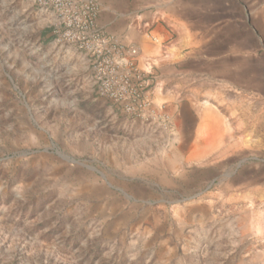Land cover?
I'll return each mask as SVG.
<instances>
[{"label": "rangeland", "instance_id": "1", "mask_svg": "<svg viewBox=\"0 0 264 264\" xmlns=\"http://www.w3.org/2000/svg\"><path fill=\"white\" fill-rule=\"evenodd\" d=\"M199 4L210 42L150 97L164 125L98 97L34 0H0V264H264V0Z\"/></svg>", "mask_w": 264, "mask_h": 264}, {"label": "crops", "instance_id": "2", "mask_svg": "<svg viewBox=\"0 0 264 264\" xmlns=\"http://www.w3.org/2000/svg\"><path fill=\"white\" fill-rule=\"evenodd\" d=\"M200 0H99L96 26L115 37L122 45L135 48V62L139 69L156 75L148 76V94L156 101L168 100L171 94H160L157 81L164 75L166 67L188 65L189 61H199L202 46L209 37L202 36L206 26H202ZM191 9V10H190ZM211 14V12H208ZM83 56V55H82ZM84 58V57H83ZM148 66L149 68H146ZM208 109V110H206ZM210 106L199 105L198 117L194 123V140L201 141L211 135Z\"/></svg>", "mask_w": 264, "mask_h": 264}, {"label": "built area", "instance_id": "3", "mask_svg": "<svg viewBox=\"0 0 264 264\" xmlns=\"http://www.w3.org/2000/svg\"><path fill=\"white\" fill-rule=\"evenodd\" d=\"M99 0H34L52 18L51 34L58 45L79 51L86 59L95 93L133 119L159 121L167 115L148 94V75L135 62V48L122 45L96 26Z\"/></svg>", "mask_w": 264, "mask_h": 264}, {"label": "bare ground", "instance_id": "4", "mask_svg": "<svg viewBox=\"0 0 264 264\" xmlns=\"http://www.w3.org/2000/svg\"><path fill=\"white\" fill-rule=\"evenodd\" d=\"M146 68H149L148 66H146Z\"/></svg>", "mask_w": 264, "mask_h": 264}]
</instances>
